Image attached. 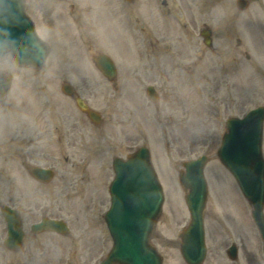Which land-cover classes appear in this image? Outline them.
Returning a JSON list of instances; mask_svg holds the SVG:
<instances>
[{
  "label": "rangeland",
  "instance_id": "rangeland-1",
  "mask_svg": "<svg viewBox=\"0 0 264 264\" xmlns=\"http://www.w3.org/2000/svg\"><path fill=\"white\" fill-rule=\"evenodd\" d=\"M90 1L98 7L96 16L105 19L103 0ZM253 1L255 5L244 14L236 9L235 0L170 1L176 4L173 9H179V4L187 7L188 20L185 12L158 16L155 10L149 11L150 0L132 1L121 29L114 28L119 34L112 28L108 35L102 33L101 44L108 51L111 49L112 57L117 58V89L94 68L89 57L88 71L85 67L75 69L76 65L69 63L80 62L84 52L71 53L73 62H70L68 50L62 47L68 66L65 74L74 75V80L66 75L64 78L70 79L68 82L76 93L101 114L102 123L98 127L79 114L67 97L61 95L63 99H60L54 93L55 102L62 106L51 101L46 103L49 90L40 94L37 86L28 84V79L39 78L43 87L46 66L43 71L35 72L18 68L10 56L0 61V71H7L13 79L11 91L0 100L1 136L5 130L11 132L18 115L30 114L29 127L32 129L35 125H46L45 116L52 126L59 124L55 117L60 115L64 131L74 132V116L79 125L80 138L71 146L67 135L69 142L61 149L35 150L40 154V165L53 167L60 178L54 179L48 189L39 188L34 192L28 207L37 212L30 222L42 215L60 218L70 225L71 233L70 239L64 240L52 234L38 236L39 243L46 240L49 244L33 246L32 254L37 248L41 253L42 246L48 249L42 258L35 252L32 264H97L103 258L111 247L103 221L109 207L107 189L113 177L111 160L125 158L142 145L149 149L151 162L165 191L155 231L158 238L152 241L163 257V264H185L179 254L177 234L188 224L189 215L177 175L182 169L181 161L201 154L208 156L204 169L208 185L204 211L206 257L202 264H262L261 244L249 219L250 208L216 157L224 121L234 114L242 116L251 108L264 105V22L248 19L260 4L258 0ZM186 22L190 23L191 49L187 48L189 43L187 45L185 40L182 42L172 35L185 34ZM204 26L212 30L213 48L209 51L199 36ZM51 31L53 38L62 36L61 25L56 21H52ZM143 31L146 37H155L152 38L155 43L148 46V52L154 56L151 71L139 60L140 53H144L140 45ZM119 35L123 39L127 37V48L121 45L123 41ZM237 38L241 40V47L231 51L236 48ZM101 44L95 46L94 51L103 48ZM52 49L51 57L55 47ZM228 50L233 52L235 63L227 54ZM239 51L248 53L249 59L238 55ZM220 64H224L223 70L218 68ZM149 84L158 91V113L145 95ZM21 87L24 95L17 90ZM234 96L237 105H226L228 98L233 102ZM42 103L43 112L39 107ZM20 152L11 150L8 162L0 164L3 173L0 189L6 198L9 185L25 181L18 158ZM25 187L33 189L30 184ZM231 243L238 249L236 261L228 259L225 252Z\"/></svg>",
  "mask_w": 264,
  "mask_h": 264
},
{
  "label": "water",
  "instance_id": "water-1",
  "mask_svg": "<svg viewBox=\"0 0 264 264\" xmlns=\"http://www.w3.org/2000/svg\"><path fill=\"white\" fill-rule=\"evenodd\" d=\"M1 6L0 58L10 50L18 64L41 66L44 47L32 36L26 19L16 11V4L10 6L8 12L7 4L2 2ZM13 44L19 45L17 50ZM24 54L28 56L25 57ZM94 61L103 73L114 74V67L105 55L94 58ZM7 84L8 80L1 77L0 96L6 92ZM76 103L93 121L99 120L80 99H77ZM263 118L262 109L248 113L243 120L227 121V133L217 153L220 161L237 180L245 197L253 204V215L262 230L264 178L260 138ZM206 160L199 158L185 164L186 171L180 175L181 185L184 189H189L185 200L191 214V222L182 234L181 244V254L188 264H200L205 255L202 214L206 186L202 168ZM113 168L115 178L110 187L112 207L105 216L113 239V248L100 264H161V258L148 245L162 202L161 190L151 168L148 151L140 148L127 161L115 159ZM44 173L46 172L39 170L38 174H34L43 176ZM5 211L6 220L15 222V216H10L12 213L8 209ZM41 226L51 230L63 229L58 222L53 221H44ZM15 235L19 237L20 233L9 231L10 239ZM229 254L234 256L235 249L232 248Z\"/></svg>",
  "mask_w": 264,
  "mask_h": 264
},
{
  "label": "flooded vegetation",
  "instance_id": "flooded-vegetation-1",
  "mask_svg": "<svg viewBox=\"0 0 264 264\" xmlns=\"http://www.w3.org/2000/svg\"><path fill=\"white\" fill-rule=\"evenodd\" d=\"M44 2H47V0H43ZM260 1L259 8L255 13L251 15V18L255 20H264V0H258ZM162 5L164 7H167V3L165 1L162 2ZM66 10L64 14V18L61 21V28L63 31L70 37H78L84 44L91 43V35L90 31L94 28L95 25L100 22L101 24H106L109 29H119L120 26H122V18L124 15V11L122 10L121 14L116 11L115 14L111 12L110 16L108 19H90L87 14H80V8L78 6V0H66ZM168 13H170V10H167ZM114 17L116 18V22L114 23ZM48 26H39V29L46 34L48 31L49 37L52 35V32L48 30ZM143 30V28L141 29ZM152 38L155 37H146L144 34V31L142 32L141 35V47L144 50L145 53V58L150 57L154 59V56H152L148 52V46H151L152 44L155 43V40ZM66 42L70 44L67 39ZM157 45V43H156ZM87 50L89 49V45L86 46ZM89 51V50H88ZM151 61V59H150ZM49 77L48 79V84L50 85H56L60 81L61 77V72H60V67H52L50 68L48 72ZM65 80H62L59 84L63 83ZM28 120L25 119L24 121H18L16 122V125L13 130L12 134V141L8 143H13L15 147H21L23 146L28 149L26 154L22 156L23 161H35L36 158L38 157L37 154L31 152L32 147L34 145L39 144L40 142H43L47 131L44 130H36L32 131L29 130L27 127ZM29 131V134L27 133ZM58 139H60V136H58ZM48 141L51 140L47 139ZM8 143H2V147H7ZM43 147H47L44 145ZM31 246L34 244L33 242L29 241L28 242ZM29 250L31 251V248L28 247L22 252L20 255H14V260H12L9 256L5 253H0V264H31L32 262V254H29ZM11 259V261L7 260ZM23 262V263H21Z\"/></svg>",
  "mask_w": 264,
  "mask_h": 264
}]
</instances>
